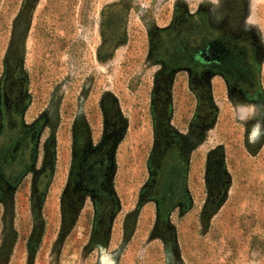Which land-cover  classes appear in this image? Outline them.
I'll return each instance as SVG.
<instances>
[{
    "label": "rangeland",
    "instance_id": "1",
    "mask_svg": "<svg viewBox=\"0 0 264 264\" xmlns=\"http://www.w3.org/2000/svg\"><path fill=\"white\" fill-rule=\"evenodd\" d=\"M0 264H264V0H0Z\"/></svg>",
    "mask_w": 264,
    "mask_h": 264
},
{
    "label": "flooded vegetation",
    "instance_id": "2",
    "mask_svg": "<svg viewBox=\"0 0 264 264\" xmlns=\"http://www.w3.org/2000/svg\"><path fill=\"white\" fill-rule=\"evenodd\" d=\"M89 161H91V160H88V159H86V161L83 163V164H86V167H84L83 168V171L81 172V174L82 173H84V172H86V171H93V172H95V170H96V172L98 171V169L100 170L101 169V165H100V163L99 164H96L95 166H94V168H92L91 167V163H89ZM88 163V164H87ZM48 171V163H47V166H46V168H45V170L43 171V173H41L39 176H38V178H37V181H36V188L38 189V184L40 185V183H39V181H40V179H42L43 177H44V175L46 174V172ZM97 173H99V172H97ZM78 174V173H77ZM83 180H86V178H85V176H84V179ZM88 182V181H87ZM90 183H86V182H84L83 183V185H85V186H88V187H90V186H92L93 187V184L94 183H91L90 185H89ZM94 188V187H93ZM92 190H94V189H92ZM99 192V191H98ZM96 194L95 195H97V197H98V193H97V191L95 192Z\"/></svg>",
    "mask_w": 264,
    "mask_h": 264
}]
</instances>
